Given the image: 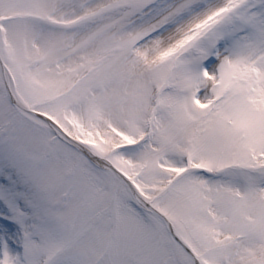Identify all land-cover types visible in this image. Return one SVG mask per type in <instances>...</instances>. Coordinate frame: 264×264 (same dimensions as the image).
Returning a JSON list of instances; mask_svg holds the SVG:
<instances>
[{
  "label": "snow or ice",
  "instance_id": "snow-or-ice-1",
  "mask_svg": "<svg viewBox=\"0 0 264 264\" xmlns=\"http://www.w3.org/2000/svg\"><path fill=\"white\" fill-rule=\"evenodd\" d=\"M0 264H264V0H0Z\"/></svg>",
  "mask_w": 264,
  "mask_h": 264
}]
</instances>
